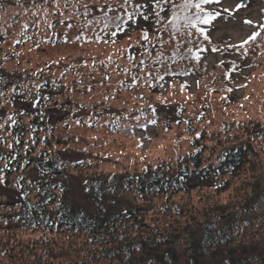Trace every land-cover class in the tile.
<instances>
[{"label": "trees", "instance_id": "16d2710c", "mask_svg": "<svg viewBox=\"0 0 264 264\" xmlns=\"http://www.w3.org/2000/svg\"><path fill=\"white\" fill-rule=\"evenodd\" d=\"M152 1L150 12L148 2L140 0L132 13L108 18L107 24L115 26L113 35L129 37V26L138 18L153 25L136 34L148 36L155 26L164 28L174 46L165 52L161 48L168 41L158 44L157 60L169 58L175 67L165 78L196 75L216 82L213 72L222 68L231 86L240 60L229 56L233 48L240 52L243 43L221 46L210 38L209 28L218 16L196 27L185 19L219 13L215 9L221 0L202 4L203 12L194 6L200 0ZM165 6L170 7L167 15ZM261 19L243 46L264 44V11ZM257 31L260 36L249 40ZM211 46L231 49L212 70L203 62ZM260 49L252 50L256 54ZM256 66L264 75L263 58ZM20 75L0 68V264H264V232L258 224L264 225V121L234 122L235 130L223 126L209 136L205 130L198 134L192 119L179 118L177 124L184 123L192 133L191 150L174 165L91 171L85 156L54 137L56 126L75 116L72 102L62 100L61 84L20 80ZM11 91L14 110L8 112ZM179 108L182 117L185 107ZM54 109L67 115L57 119ZM193 191L203 197L200 206L191 199L182 202ZM227 192L226 200L219 198ZM77 195L91 204L80 203ZM154 199L163 200L161 225L151 217ZM21 229L40 236L31 242L20 236Z\"/></svg>", "mask_w": 264, "mask_h": 264}, {"label": "rangeland", "instance_id": "374dc122", "mask_svg": "<svg viewBox=\"0 0 264 264\" xmlns=\"http://www.w3.org/2000/svg\"><path fill=\"white\" fill-rule=\"evenodd\" d=\"M139 1L0 0V68L21 74L20 80L29 77L30 82L49 80L61 84L62 100L72 102L75 116L57 125L54 137L85 156L91 171L120 173L162 162L174 165L191 150L192 133L184 123L177 124L179 118L192 119L197 133L205 130L209 136L223 126L235 130L234 122L249 118L264 121V75L263 69L256 66L261 58L264 61L262 42L240 46V52L213 46L204 52L203 62L211 70L223 62L230 50V58L238 57L240 64L231 75L233 89L222 68L213 72L216 82L196 75L165 78L164 74L175 67L169 58L157 60V45L168 39L164 28L155 26L148 36L136 34L153 25L138 18L129 26L130 36L119 40L113 35L115 26L107 24L110 17L132 13ZM146 2L150 12L154 2ZM163 10L166 15L170 13L168 6ZM215 10L221 15L209 28L210 38L221 46L239 45L257 24H262L264 0H221ZM169 42L161 48L165 52L174 46ZM256 47L261 49L254 54L252 49ZM7 93V99H11L13 92ZM12 102L7 101L8 112L14 110ZM237 103H241L238 106L242 110L236 108ZM179 107H185L182 117ZM53 111L57 119L67 115H59L64 113L62 110ZM146 122L150 124L142 126ZM77 196L80 203L91 204ZM227 197L228 192L219 196L222 200ZM185 198L200 206L203 197L193 191L182 202ZM162 201L152 202L156 212L151 217L159 225L165 222L159 214ZM258 224L264 232L263 223ZM21 231L20 236L31 242L40 236Z\"/></svg>", "mask_w": 264, "mask_h": 264}, {"label": "snow or ice", "instance_id": "6c2138e0", "mask_svg": "<svg viewBox=\"0 0 264 264\" xmlns=\"http://www.w3.org/2000/svg\"><path fill=\"white\" fill-rule=\"evenodd\" d=\"M212 2L219 3L220 0H200V3H197L194 6L200 12H203L204 9L202 8V4H209V3H212ZM184 7H188V4L185 3ZM219 15H220V13H215V14L207 13L204 16H200V15L196 14V15H194V17L193 16H187V17H185V19L189 22V24L192 27H196L198 24H210ZM129 18H131V17H129ZM248 23H251V21H248ZM262 30H264V26H262ZM198 31L201 34H205V30L203 28H198ZM258 36H260V32L259 31L254 32L253 35L249 37V40H253L254 41ZM207 38L208 37L205 34V39H207ZM247 43H248V40H245L243 42V44H247ZM243 44L241 45V47L243 46ZM213 50L215 51L216 49H213Z\"/></svg>", "mask_w": 264, "mask_h": 264}]
</instances>
